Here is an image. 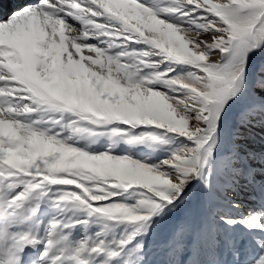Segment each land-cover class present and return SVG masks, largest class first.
I'll list each match as a JSON object with an SVG mask.
<instances>
[{"label":"snow or ice","instance_id":"obj_1","mask_svg":"<svg viewBox=\"0 0 264 264\" xmlns=\"http://www.w3.org/2000/svg\"><path fill=\"white\" fill-rule=\"evenodd\" d=\"M3 17L0 8V264H21L24 249L37 245L44 246L40 264H114L130 240L71 248L66 230L95 218L106 231L126 224L139 232L211 161V142L239 96L237 81L243 89L248 53L260 47L264 0H38ZM226 53L239 54V68L220 63ZM169 61L196 71L173 78L175 67L159 70ZM256 88L264 90V80ZM259 112L264 96L248 102L241 124ZM141 126L176 133L195 147L150 166L112 148L94 154L75 146L84 135L130 146L160 140L152 131L137 133ZM247 178L253 182L255 171ZM54 188L58 213L75 210L84 218L51 222L45 239L14 230L28 219L25 206ZM130 190L141 197L135 204L114 202ZM257 221L264 216L246 223Z\"/></svg>","mask_w":264,"mask_h":264},{"label":"rangeland","instance_id":"obj_2","mask_svg":"<svg viewBox=\"0 0 264 264\" xmlns=\"http://www.w3.org/2000/svg\"><path fill=\"white\" fill-rule=\"evenodd\" d=\"M255 43H259L260 47L248 53V68L243 89L241 90V84L237 81L235 88L239 96L236 102L228 107L217 138L211 142L213 157L200 168L195 178L189 180L181 194L171 204L162 207L157 215H153L139 232L135 231L139 226L126 224L106 231L104 222L95 218L90 220L87 226L79 225L68 229L65 234L69 247L76 248L82 243L92 246L103 242L116 248L121 241L130 240L121 258L114 264H257L264 256V227L261 226L264 221H257L252 227H249L246 221L258 215L264 216V112L257 113L248 125H242L240 122V115L248 106V102L264 96V90L256 88L257 82L264 80V32H261ZM129 49L154 51L150 46L143 44H130ZM160 59L162 58L158 56L152 57V60ZM230 61L235 68H239L241 61L238 53L224 54L220 63L228 64ZM169 65L176 69L171 74L173 78H185L189 73L196 71L190 65H174L171 61L161 65L159 70L167 71ZM159 90L170 96H183V93L163 86ZM91 127L96 132H110L113 126ZM136 131H152L160 140L130 146L118 137L110 139L108 136L84 135L74 138L78 140L75 146L94 154L112 148L113 155L128 156L150 166L195 147L187 138L166 132L164 129L141 126ZM166 139L178 141L174 144L173 151L164 153L160 146L167 144ZM179 145L182 146L178 147ZM155 148L159 150L158 153ZM233 152L236 153L234 163L231 168L225 167V159L232 157ZM153 157L158 158L152 159ZM233 169L238 171L234 172ZM249 170L255 171L253 182L247 178ZM57 194V189L54 188L45 200L33 201L25 206V216L30 220L38 219V222L27 224L25 220L22 232H30L45 239L51 222L84 218L83 214L75 210L64 215L58 213L51 203ZM129 196L132 198L125 199ZM255 197L260 200L258 214L253 212L251 207ZM140 198L130 190L124 196L116 197L114 202L131 205ZM37 203L39 209L36 215L32 216L28 209L35 207ZM36 225L38 228L35 231ZM243 248H246L247 254L245 261L242 257ZM43 250L44 246L41 245L35 255L30 253V263L35 261V264H40V258L37 256H40ZM30 251L29 247L24 249V252Z\"/></svg>","mask_w":264,"mask_h":264},{"label":"bare ground","instance_id":"obj_3","mask_svg":"<svg viewBox=\"0 0 264 264\" xmlns=\"http://www.w3.org/2000/svg\"><path fill=\"white\" fill-rule=\"evenodd\" d=\"M32 2L35 3V2H38V0H0V8H2L3 16H4L3 18L6 19L7 18L6 16L8 14L10 15L12 12L18 10L19 8H23L24 6H26L27 4L32 3ZM91 43H97V42L96 41H91ZM132 45H136V44H132ZM44 118L45 119H49L50 117L49 116H45ZM31 119L32 120H37V119H39V117L34 115V116L31 117ZM259 204H260V200L255 197L254 204L251 207H252V211L255 212L256 214L259 213V211H258ZM262 208H263V206H262ZM26 212L27 211L24 210V215L26 214ZM262 213H263V210H262ZM263 215H264V213H263ZM37 220L38 219H35V218H34V220H32V218H31V220L29 218L26 219L27 224L34 223ZM22 225H23V223H21L19 225V227L17 229H14V230L21 231ZM37 228H38V225H36L34 230L36 231ZM40 247H41V245H37L36 247H29V250H31L30 252H23V255L21 257V264H35V261L34 262L32 261L30 263L31 255H35V253L38 251V248H40ZM30 253H33V254L30 255ZM246 255H247L246 254V248H243L242 257H243L244 261L247 260ZM37 257L40 258L39 255ZM25 260H27L28 262L25 261Z\"/></svg>","mask_w":264,"mask_h":264},{"label":"trees","instance_id":"obj_4","mask_svg":"<svg viewBox=\"0 0 264 264\" xmlns=\"http://www.w3.org/2000/svg\"><path fill=\"white\" fill-rule=\"evenodd\" d=\"M166 141H168L167 144H165L164 146H160V148H162L164 153H165V151H173L175 149V148L173 149V146H174V144L177 143L178 140L166 139ZM151 145L155 146V144H151ZM180 146H182V145H179L178 147H180ZM155 149H156V151L158 153L159 150L157 148H155ZM156 158H158V157H153L152 159H156Z\"/></svg>","mask_w":264,"mask_h":264}]
</instances>
